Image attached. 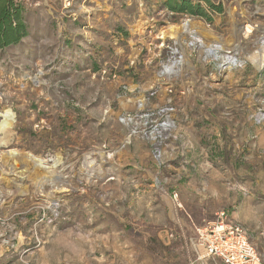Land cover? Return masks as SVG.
Here are the masks:
<instances>
[{"label":"rangeland","instance_id":"374dc122","mask_svg":"<svg viewBox=\"0 0 264 264\" xmlns=\"http://www.w3.org/2000/svg\"><path fill=\"white\" fill-rule=\"evenodd\" d=\"M12 1L27 35L0 50V264H215L199 231L222 212L264 260V0H191L207 17Z\"/></svg>","mask_w":264,"mask_h":264},{"label":"built area","instance_id":"2783aa9c","mask_svg":"<svg viewBox=\"0 0 264 264\" xmlns=\"http://www.w3.org/2000/svg\"><path fill=\"white\" fill-rule=\"evenodd\" d=\"M199 236L201 248L215 264H264L262 256L249 240L247 230L224 212L200 230Z\"/></svg>","mask_w":264,"mask_h":264},{"label":"trees","instance_id":"16d2710c","mask_svg":"<svg viewBox=\"0 0 264 264\" xmlns=\"http://www.w3.org/2000/svg\"><path fill=\"white\" fill-rule=\"evenodd\" d=\"M208 7H213L209 0H204ZM167 7L175 12L191 16L207 17L200 3L191 0H168ZM22 6H16L12 0H0V50L17 44L27 35V27L22 17Z\"/></svg>","mask_w":264,"mask_h":264},{"label":"bare ground","instance_id":"6f19581e","mask_svg":"<svg viewBox=\"0 0 264 264\" xmlns=\"http://www.w3.org/2000/svg\"><path fill=\"white\" fill-rule=\"evenodd\" d=\"M242 29H243L245 38L247 36H249V34H254V32H256V30L253 29V27L250 24H248L247 21L244 23ZM163 33H166V34L168 33L170 36H176L179 34V28L178 27H170L167 32H163ZM163 38H165V36H163ZM217 49L219 50V48H217ZM232 52L227 51L224 53L226 55V56H224V60H223L224 64H227L229 66L232 65V62L237 55L236 53H232ZM255 55H259V56H254V57L258 58V59L254 60L256 62L255 67L257 69L261 70V68L264 66V46H263V48L259 49V51L256 52ZM2 113L3 114H0V117L4 118V120L2 123H0V132L2 134H4L5 136H8L9 130L11 128H13V125H14L13 117L11 115H9V112H7L5 110ZM1 144L7 145L5 142H1ZM5 158H6L5 162L11 163L15 168H21L22 169V167H24L25 170L21 171V174H25V173L29 172L30 171L29 166L32 165L33 166L32 168L36 169L35 171L37 173V177H40L41 179L44 177L40 171L42 169V167H41L42 161L35 159L33 156H30V155L24 154V153H19V154L11 153V154L6 155ZM29 164H31V165H29ZM59 164H60V161H57L56 164L51 169L56 168V166H58ZM46 175H45V177H46ZM39 181H41V180H39Z\"/></svg>","mask_w":264,"mask_h":264}]
</instances>
